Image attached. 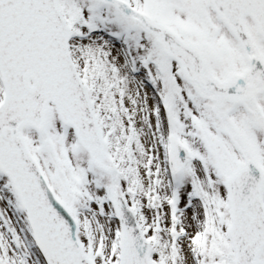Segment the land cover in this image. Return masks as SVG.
Returning a JSON list of instances; mask_svg holds the SVG:
<instances>
[{
    "label": "snow or ice",
    "instance_id": "1",
    "mask_svg": "<svg viewBox=\"0 0 264 264\" xmlns=\"http://www.w3.org/2000/svg\"><path fill=\"white\" fill-rule=\"evenodd\" d=\"M0 264H264V0H0Z\"/></svg>",
    "mask_w": 264,
    "mask_h": 264
}]
</instances>
